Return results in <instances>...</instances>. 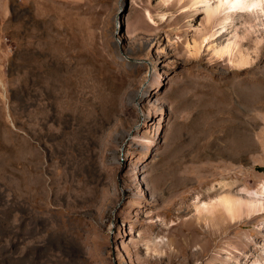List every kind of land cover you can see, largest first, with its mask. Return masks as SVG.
I'll return each instance as SVG.
<instances>
[{
    "label": "rangeland",
    "instance_id": "obj_1",
    "mask_svg": "<svg viewBox=\"0 0 264 264\" xmlns=\"http://www.w3.org/2000/svg\"><path fill=\"white\" fill-rule=\"evenodd\" d=\"M199 1L0 0V264L260 260L195 203L264 186V13L241 63Z\"/></svg>",
    "mask_w": 264,
    "mask_h": 264
},
{
    "label": "bare ground",
    "instance_id": "obj_2",
    "mask_svg": "<svg viewBox=\"0 0 264 264\" xmlns=\"http://www.w3.org/2000/svg\"><path fill=\"white\" fill-rule=\"evenodd\" d=\"M200 9L206 14L207 20L210 21L218 15H222V21L220 22V28L228 29L227 35H231L226 39V43L218 46L221 53H226L233 57L234 60L246 63L248 57L244 54L240 47L237 45L235 38L237 36L236 28L233 24L234 13H238L241 17V12H251L259 15L264 13V0H200ZM246 19L248 15L244 16ZM242 22L244 32L242 35H249L254 30L255 24L249 23L247 20ZM221 32H224L221 31ZM220 32V33H221ZM254 32V31H253ZM215 32H211L210 35L205 36L201 42H192L190 49L194 54H197L202 47L204 40L214 36ZM215 49V47H213ZM264 210V186L253 194L248 193L245 190L240 189H223L214 199L208 202L198 201L195 203V211L198 214L199 220L216 223L221 222H236L241 219L247 218L256 211ZM264 227V225H262ZM256 252L252 251L248 256V260L255 255ZM260 260L253 259L248 264H264V245L260 248L259 253ZM237 264H247L239 261Z\"/></svg>",
    "mask_w": 264,
    "mask_h": 264
}]
</instances>
